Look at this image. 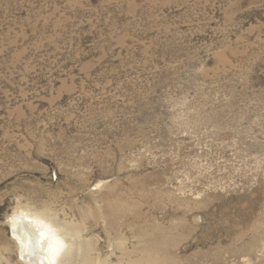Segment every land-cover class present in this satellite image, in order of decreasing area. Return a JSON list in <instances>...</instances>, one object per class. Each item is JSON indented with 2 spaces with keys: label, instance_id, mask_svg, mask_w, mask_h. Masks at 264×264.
<instances>
[{
  "label": "rangeland",
  "instance_id": "1",
  "mask_svg": "<svg viewBox=\"0 0 264 264\" xmlns=\"http://www.w3.org/2000/svg\"><path fill=\"white\" fill-rule=\"evenodd\" d=\"M16 214L48 264H264V0H0V264Z\"/></svg>",
  "mask_w": 264,
  "mask_h": 264
},
{
  "label": "bare ground",
  "instance_id": "2",
  "mask_svg": "<svg viewBox=\"0 0 264 264\" xmlns=\"http://www.w3.org/2000/svg\"><path fill=\"white\" fill-rule=\"evenodd\" d=\"M11 222L14 239L20 244L21 256L28 264H48L61 249L62 239L46 220L38 216L16 214ZM89 251L88 247L84 248L82 264H93ZM159 260L158 256H153L140 263L157 264Z\"/></svg>",
  "mask_w": 264,
  "mask_h": 264
}]
</instances>
